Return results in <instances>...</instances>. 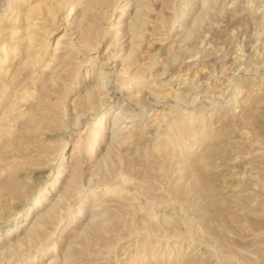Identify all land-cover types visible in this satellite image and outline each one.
<instances>
[{
	"label": "rangeland",
	"instance_id": "rangeland-1",
	"mask_svg": "<svg viewBox=\"0 0 264 264\" xmlns=\"http://www.w3.org/2000/svg\"><path fill=\"white\" fill-rule=\"evenodd\" d=\"M0 264H264V0H0Z\"/></svg>",
	"mask_w": 264,
	"mask_h": 264
},
{
	"label": "bare ground",
	"instance_id": "bare-ground-1",
	"mask_svg": "<svg viewBox=\"0 0 264 264\" xmlns=\"http://www.w3.org/2000/svg\"><path fill=\"white\" fill-rule=\"evenodd\" d=\"M238 69V68H237ZM185 79V78H184Z\"/></svg>",
	"mask_w": 264,
	"mask_h": 264
}]
</instances>
